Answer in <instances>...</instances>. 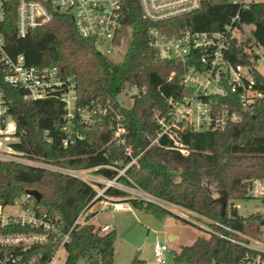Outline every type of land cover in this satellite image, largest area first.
Here are the masks:
<instances>
[{
    "label": "trees",
    "instance_id": "1",
    "mask_svg": "<svg viewBox=\"0 0 264 264\" xmlns=\"http://www.w3.org/2000/svg\"><path fill=\"white\" fill-rule=\"evenodd\" d=\"M123 23L133 28L125 58L117 63L104 55L90 39L82 37L71 15L55 11L52 19L20 37L16 31V6L8 5L3 24L8 51L23 54L28 65L56 68L58 75L73 83L75 114L70 122L63 94L68 82L49 90L45 97L27 99L20 86L0 80L9 112L15 122L17 140L10 146L27 160L56 166L93 169L94 173L128 187H138L169 203L195 211L244 233L260 236L264 213H239L234 200L249 198L248 185L255 178L264 180V96L243 112L241 119L220 130H184L181 139L190 153L183 155L162 136L151 144L160 130L156 113L168 109V99L183 92L182 66L171 59H160L148 45V30L156 24L168 32L216 31L239 22L255 26V43L264 53V1L237 2L207 0L198 10L172 20L153 23L142 17L139 0H122ZM240 23H235L240 26ZM250 40L231 37L228 58L233 64L248 65L256 88L264 93V75L257 69L259 57ZM174 73L173 76H171ZM138 89L131 107L118 100L125 84ZM219 100L224 102V98ZM87 115L89 118H83ZM123 126L117 136L116 125ZM4 127V124H3ZM65 139H69L65 144ZM127 148L130 154L127 152ZM136 158V162L127 165ZM126 168V169H125ZM125 169L124 174H119ZM218 189L213 195L211 186ZM100 187H104L99 183ZM28 189L37 190L41 199L26 198ZM227 193L226 215L222 216L223 193ZM109 197L124 198L139 211L163 218L172 212L156 202L133 197L127 190L109 186ZM97 191L89 183L44 165L15 160H0V207L21 200L38 213L46 212L55 223L46 241L17 249L16 264H50L61 247L67 256L64 264H116V229L91 223L96 212L83 222L75 221L97 201ZM184 222H190L174 214ZM223 230L219 226H215ZM36 230L44 231L43 227ZM35 231L30 227L0 225V232ZM244 248L217 235L199 236L183 245L176 261L190 264H236ZM130 264H147L137 253Z\"/></svg>",
    "mask_w": 264,
    "mask_h": 264
},
{
    "label": "built area",
    "instance_id": "2",
    "mask_svg": "<svg viewBox=\"0 0 264 264\" xmlns=\"http://www.w3.org/2000/svg\"><path fill=\"white\" fill-rule=\"evenodd\" d=\"M206 2L207 0H139L142 17L153 23L172 20L194 12ZM232 2L245 1L232 0ZM11 3L16 6V31L20 37L43 26L52 19L55 11H59L71 15L78 33L92 40L104 55L111 58L122 37V28L125 25L122 0H0V80L6 84L20 86L25 91L24 97L33 100L45 97L49 90L68 82V89L63 94V100L68 109L66 118L70 122L75 114L76 100L72 81L69 78L63 80L56 68L28 65L23 54L12 55L8 51L3 24L8 5ZM237 22L240 23L239 16H235L232 23L216 31L185 28L170 33L156 24L149 28L148 45L157 57L171 59L181 64L180 83L183 87V92L179 97L171 96L168 99V109L164 113H156L160 130L157 137L152 139L151 144L158 142L162 136H166L172 142L173 147L183 155H188L190 150L182 142V131L186 129L193 131L224 129L229 124L238 122L243 112L264 96L263 91L256 88V80L250 66L233 64L228 58L231 37L237 35V31L239 33L245 30L244 24L240 23L238 27L235 24ZM242 38L250 40L251 50L259 59L264 58L262 49L253 39L246 33ZM173 75L174 73L171 76ZM220 98H224V102L219 100ZM82 117L89 118L87 115H82ZM8 118L13 124L15 123L9 112L5 90L0 84V125L2 128L0 130V160L44 165L54 171L79 178L95 188L96 198L103 197L100 200L103 205H110L114 210L123 208L120 200H112L111 197L105 195L106 188L117 183L116 178L110 180L97 174L93 176L90 173V170L94 173L93 169L68 168L27 160L22 152L5 144V141L10 138L9 132H15V126L12 131L9 130L11 122H8ZM122 132L123 126L118 123L116 125L117 136ZM68 141L69 139H65L64 143L67 144ZM127 152L130 154L128 148ZM134 162L136 158H133L127 167ZM125 169L120 170L119 174H124ZM99 182L105 183L101 190L96 188ZM128 188H132L135 195L133 197L159 204L164 202L138 187ZM248 195L264 201V180L260 178L251 180L248 185ZM31 197L30 194H26V198ZM15 204L20 205L21 211L6 215L0 212V225L30 227L35 231L0 232V264H16L19 260V255L15 253L17 249L25 250L28 246L46 241L49 232L56 228L46 212L38 213L31 204L24 206L21 200H17ZM175 206L180 208L177 214L181 218L188 219L206 231L208 235L220 236L244 248V254L236 264H264V222L260 225V236H253L195 211ZM85 213L80 214L75 224L83 222ZM41 227L45 232L36 230ZM104 228H109V225H105ZM68 237L69 234L64 236L60 248H63L64 241ZM168 250L169 245L166 241L157 240L154 243V257L159 264L166 262Z\"/></svg>",
    "mask_w": 264,
    "mask_h": 264
},
{
    "label": "rangeland",
    "instance_id": "3",
    "mask_svg": "<svg viewBox=\"0 0 264 264\" xmlns=\"http://www.w3.org/2000/svg\"><path fill=\"white\" fill-rule=\"evenodd\" d=\"M244 1L250 2L264 0ZM244 29V32H239L238 35L244 37V34L246 33L251 39H253L255 29L254 24L244 23ZM132 33V26L124 25L122 28V37L116 45V50L114 55L111 56V60L117 63L124 60L132 41ZM257 69L264 75V58L258 60ZM137 93L138 89L132 84L127 83L122 92L118 95V100L122 106L131 107L133 104V96ZM7 120L8 122L10 121L9 118ZM9 137L11 140V138L14 137V132H9ZM5 144H8V142L5 141ZM90 173L93 176H97L91 170ZM101 180L104 182L106 181L105 179ZM104 182L99 183L104 185ZM114 186L125 189L132 196H135L132 192V188H128V186L122 183L117 182ZM96 188L100 190L102 189L99 185H96ZM211 188L213 195L218 196L220 194L214 185H212ZM163 201L164 202L158 204L172 212L163 218H157L150 213L136 209L122 208L120 210H114L110 205H103V202L100 200L92 206L91 211L96 212L97 216L90 220L91 223L97 227L101 226L103 232L106 231L104 226L107 224H109V230L116 229L115 263L130 264L135 255L139 253L140 257L146 260L147 264H159L154 257L153 246L157 240H164L169 245V250L166 253V262L164 264H190L186 260L179 262L176 261V253L180 251L183 245H191L199 236L208 235V233L192 222H184L177 218L174 214L178 215L177 211H179L180 208L165 200ZM234 204L238 207L239 213L242 215L256 211L264 212V201L262 199L251 197L236 199L234 200ZM170 208L172 209L170 210ZM20 211L21 207L17 204L6 206L3 209L0 207V212L4 215ZM194 219L198 220L197 218ZM170 235H176L178 238L171 240ZM66 256L67 253L65 249L60 248L50 264H64ZM77 264H86V262L81 259Z\"/></svg>",
    "mask_w": 264,
    "mask_h": 264
},
{
    "label": "water",
    "instance_id": "4",
    "mask_svg": "<svg viewBox=\"0 0 264 264\" xmlns=\"http://www.w3.org/2000/svg\"><path fill=\"white\" fill-rule=\"evenodd\" d=\"M26 193L30 194L31 196H33L36 200H40L41 199V194L37 190L28 189L26 191ZM221 202H222V216H225L226 215V209H227V203H228L227 193L226 192L223 193V196L221 198ZM170 239H171V236H170Z\"/></svg>",
    "mask_w": 264,
    "mask_h": 264
},
{
    "label": "crops",
    "instance_id": "5",
    "mask_svg": "<svg viewBox=\"0 0 264 264\" xmlns=\"http://www.w3.org/2000/svg\"><path fill=\"white\" fill-rule=\"evenodd\" d=\"M15 124V123H14ZM11 125V129H13L12 128V124H10ZM15 126V125H14ZM0 130H2V128H0ZM17 140V137H12L11 138V140H10V138L8 139V144L10 145V143H12V142H14V141H16ZM112 198V200H124V198H119V197H111ZM123 203V208H128V209H134L132 206H131V204L129 203V202H122ZM92 208V207H91ZM91 208L84 214L85 216L89 213V212H92L91 211ZM97 215H95L94 217H96ZM107 225H109V224H107ZM171 236V240H175V239H177L178 237L176 236V235H170ZM56 256V255H55ZM55 258V257H54ZM54 260V259H53ZM52 260V261H53ZM132 261V260H131ZM117 264V263H116Z\"/></svg>",
    "mask_w": 264,
    "mask_h": 264
},
{
    "label": "bare ground",
    "instance_id": "6",
    "mask_svg": "<svg viewBox=\"0 0 264 264\" xmlns=\"http://www.w3.org/2000/svg\"><path fill=\"white\" fill-rule=\"evenodd\" d=\"M10 124H12V128L14 129V124L12 122ZM13 129H11V125H9V130L12 131Z\"/></svg>",
    "mask_w": 264,
    "mask_h": 264
}]
</instances>
